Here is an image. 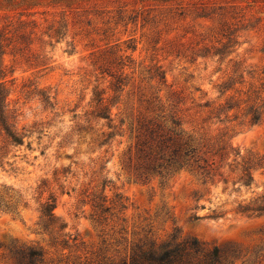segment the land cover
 <instances>
[{"label": "rangeland", "instance_id": "rangeland-1", "mask_svg": "<svg viewBox=\"0 0 264 264\" xmlns=\"http://www.w3.org/2000/svg\"><path fill=\"white\" fill-rule=\"evenodd\" d=\"M42 1L41 7L32 10L37 11L35 18L43 21L46 15L49 20L54 14L61 16L62 7ZM251 1L162 0L145 7L144 15L149 13L150 21L143 22L140 16L137 22L129 24H115L112 16H117L119 9L127 15L132 9L140 11L143 3H84L82 9L89 12L81 9L67 13V36L53 47H46L52 56L47 68H33L19 55L5 56V63L14 69L9 100L19 114L18 129L34 132L25 138L24 145L9 146V153L0 159V184L20 189L30 199L28 207L22 206L21 216L0 213V264H15V250L27 246L41 248L48 264H105L109 259L122 257L132 242H162L172 236L195 237L210 246L235 247L242 254L237 264H264V214L253 217L237 211L241 202L264 199V167L254 171L250 188L231 193V187L224 191L222 183L204 185L187 171L178 172L165 183L158 178L142 182L125 162V153L135 142L139 118L151 115L159 96L166 101L168 89L151 78L157 67L166 71L169 85L189 97H218L216 85L223 74L214 73L218 64L210 60L207 65L201 58L191 62V50L196 44L219 46L226 41L223 34L234 31L233 56L244 61L253 74L246 75V87L249 83L264 86V4L249 6ZM234 2L240 4L235 18L231 13L224 18L218 14L202 17L196 11L201 3L219 7ZM259 18L262 21L256 23ZM108 20L111 22L107 23ZM227 27H231L230 31ZM130 43L135 50H127ZM107 46L114 47L119 54L130 55L133 63L131 69H126L130 79L124 90L114 94L108 89L111 99L115 95L110 105L117 135L110 145L99 148L92 134L80 133L77 124L87 125L86 113L92 109L95 86L102 89L110 85L109 77L96 81L101 75L93 64L96 55ZM33 48L40 51L38 45ZM160 88L163 89L159 91ZM43 91L56 96L55 108H45L40 99ZM103 124L106 122H94V130L110 131ZM230 134L242 154L264 156V121L250 125L239 119L230 124ZM64 167L71 173L63 172ZM55 177L60 179L56 181ZM43 180L59 196L56 214L67 224V231L77 237L70 247L53 243L49 234L38 231L36 189ZM105 180L107 195L113 198L120 194L127 208L122 213L124 221H110L98 227L90 218L91 206H82L79 201L85 190L91 192L97 184L101 188ZM60 188H64V193Z\"/></svg>", "mask_w": 264, "mask_h": 264}, {"label": "trees", "instance_id": "trees-1", "mask_svg": "<svg viewBox=\"0 0 264 264\" xmlns=\"http://www.w3.org/2000/svg\"><path fill=\"white\" fill-rule=\"evenodd\" d=\"M100 1L108 5L121 0H49V6H60L63 11L59 18L54 14L51 20L45 11L43 14L46 16L43 21L35 18L37 11H32L42 6V0H0V136L2 137L0 159L9 153V146L24 145L25 138L30 137L34 132L27 130L28 133H24L18 129L19 114L16 109L11 108L9 100L10 85L15 80L14 69L5 63V56L19 55L33 68H47L52 56H49L46 47H53L70 31V19L67 13L80 12L84 8V3L97 5ZM161 1L130 0V2L143 3V8L140 11L132 9L129 15L125 10L119 9L117 16H112V19L115 20V24L121 22L129 24L137 22L141 16L143 22H148L149 13L147 16L144 15L147 11L145 7ZM248 3L249 6L264 4V0H252ZM239 6L237 2L219 7H209L208 3H201L196 7V11L200 12L202 17L218 14L224 18L231 13L235 18ZM83 12L89 10L84 9ZM261 21L262 19L259 18L256 23ZM110 22L111 20L107 21ZM226 29L230 31L231 27ZM233 34L234 31L227 34L225 32L223 39L226 41L220 42L219 46L200 47L196 44L191 50L193 57L191 62L201 58L206 65L207 60L218 64L214 73L221 72L223 76L216 85L219 93L217 98L196 100L194 97H189L184 91L169 85L166 71L162 66L157 67L151 75L152 79H156L160 85L168 89V94L165 102L157 96L158 102L152 107L151 115H142L139 118L135 142L125 153L126 166L137 180L149 182L158 178L161 183H165L178 172L187 171L204 185L222 183L224 191L231 187V193L239 192L243 187L250 188L254 183V171L264 167V156L253 153L242 154L233 143L230 124L239 119L246 120L250 125L264 121V86L261 84V87H257L249 83L246 87V75L253 77V74L245 66L244 61L233 56L235 53V49H232ZM37 45L40 48L38 53L33 48ZM179 45L184 46L183 43ZM129 49L135 50V46L130 43L127 46V50ZM132 63L133 59L130 55L119 54V51L112 46L100 51L93 61L101 75L96 81L106 80L109 77L110 85L102 89L99 88L100 85L95 86L91 100L92 109L86 113L87 125L80 123L77 125L80 133L92 134L93 142L99 148L110 145L117 135L110 105L115 95L111 99L108 96V89L114 94L124 90L130 79L126 69H131ZM162 89L160 88L159 91ZM55 98L56 96L50 91L41 92L40 99L45 108H55L57 105L53 101ZM101 121L106 122V125L102 126H107L110 131L103 128L99 129L100 132L94 130L93 123L98 124ZM213 125L218 126L212 128ZM62 169L66 174L71 173L67 167ZM58 173L59 169H56L55 176ZM59 179L55 177L56 181ZM101 186L100 188V184H97L96 189L91 192L85 190L79 202L82 206L87 204L91 206L90 218L96 226L104 227L110 221L119 224L120 221H124L122 213L127 208V203L120 194H115L113 198L107 195L106 180ZM60 189L64 193V188ZM36 191L39 194L40 212L38 231L49 234L53 243L65 248L70 247V243L75 244L77 237H73L67 231V224L55 212L59 203V196L55 190L50 184L48 185V181L43 180ZM29 203V197L22 190L0 184V213L21 216L22 206L28 207ZM237 211L260 217L264 214V199L241 202ZM121 230L119 233H122ZM14 257L15 264H48L44 251L36 246L16 249ZM241 258V252L235 247L210 246L195 237L181 239L172 236L162 242L154 240L132 242L122 257L118 260L109 259L105 264H237Z\"/></svg>", "mask_w": 264, "mask_h": 264}]
</instances>
